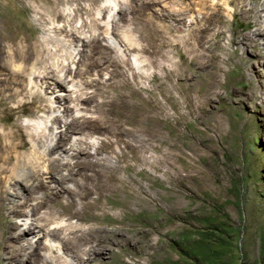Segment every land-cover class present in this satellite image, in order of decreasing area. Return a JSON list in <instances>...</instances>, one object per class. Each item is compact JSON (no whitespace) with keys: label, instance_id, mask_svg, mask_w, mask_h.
<instances>
[{"label":"rangeland","instance_id":"1","mask_svg":"<svg viewBox=\"0 0 264 264\" xmlns=\"http://www.w3.org/2000/svg\"><path fill=\"white\" fill-rule=\"evenodd\" d=\"M199 2L125 0L108 30L119 60L101 40L102 0H0V242L30 226L18 214L37 199L31 227L63 220L73 264H264V0ZM51 31L73 39L63 68L83 85L82 114H53L67 157L7 185L32 150L26 121L48 110L30 80L51 64ZM72 123L95 149L71 150ZM18 240L19 264H40L38 237Z\"/></svg>","mask_w":264,"mask_h":264},{"label":"bare ground","instance_id":"2","mask_svg":"<svg viewBox=\"0 0 264 264\" xmlns=\"http://www.w3.org/2000/svg\"><path fill=\"white\" fill-rule=\"evenodd\" d=\"M124 1L125 0H102V6L99 7V10H97V15H104L106 19L103 22V27L106 32H104V34L102 35L101 40L104 41L108 49L114 51L121 58H119V60H124L125 53H123V51L121 50L122 46L120 44V41L110 35L108 30L110 29L111 22L114 19L115 13L119 12L121 7L120 4H123ZM208 2L209 0H200L199 4L203 7V9H212L217 6L216 2L215 5H213V3H211V5H207ZM195 3H193V5H195ZM230 3V1H227L226 5L229 6ZM123 9L124 11L126 10L124 7H122L121 10ZM183 11L184 9H174V14L179 16L183 14ZM213 14L217 19L218 17L220 18V15L217 12ZM79 28H81V26ZM79 30L81 29H74L75 35L78 34L81 37L83 36L84 38L80 39V37L78 36V43L81 42V40L87 42V33L84 30V32ZM261 32L262 29H259L258 35H260ZM50 33V35H47L45 37V45L50 46V48L48 47L47 50L50 56L49 60L51 64L48 65V67L44 66L42 68H37L34 65L32 70H34L35 76L30 80L31 89L34 92L41 94L44 99L46 98L48 110L46 113H43V115H40L36 119H29L26 121L25 128L29 132L32 150L28 153H22V156H26V161L19 162V159L17 158L18 160H16L14 168L11 170L12 174H10V176H14L16 180L8 176L6 181L7 185L11 184L12 182L13 184L16 183V181H19L21 177L30 176L33 169H36L37 178H42L49 172V167L47 164V160H45V157H58V154H60V152H64V149L60 147L53 148L54 146H52V141L57 137V135L55 134V126L58 124L57 118L53 116L54 113L59 112L63 108L62 112L67 116L68 113L73 114L75 117H78V115L82 114L80 106L83 104L79 102L80 100H77L78 97L75 94H81L80 90L83 88V85L77 82L78 80H74L75 78L72 77L70 73H67V71L63 68L66 60H71L73 58V54L75 52V49L73 48V39H67L64 38V36L59 37L57 34L52 33V31ZM132 60L134 62V65L139 66L136 56L133 55ZM17 69L19 68L17 67ZM51 86L54 89H51ZM55 92L61 93V97H59V95L54 98L53 94ZM73 95H75L76 98H73ZM70 114L69 117L71 116ZM78 127L79 126H77V124L72 123L69 124L67 128V132L69 133L68 142L70 144L71 150L73 148L78 149L79 145H85L92 149H95L98 139L89 134L83 135L79 132ZM59 139H61V136H59ZM66 153L68 152H64V154ZM60 156L62 155L60 154ZM62 157H67V154ZM38 160H42V163L40 164ZM25 162L31 163V166H29V164ZM40 203L41 202H38L37 199H34L32 204L26 206V210L22 214H18L19 217H23L21 219V221H23L24 223L23 225H27L28 222L31 223L29 224L30 226L27 229L23 230L17 236H14L11 233L13 226H6L3 233V240L0 242V248L3 251H6L7 255L9 256L8 263L19 264L23 249L18 240V237L24 235V237L28 236V238L38 237L36 250H33L32 252L33 256H35L36 260L38 259L37 261H39L40 264H73L68 255H65L64 251H62V246L59 242L60 240H58V232L61 228H64L63 223L65 222L63 220L55 219L51 223V225H54V227L49 229L44 228L42 224H40L39 226L35 225V228H39L38 232L34 230L35 228L33 229L31 227L32 225H34L32 218L36 214L37 205H39ZM42 214L44 215L45 213ZM5 235H7L6 238ZM8 241L12 242L11 245H8L10 246L9 250L6 244ZM94 251L95 246H92L89 252L94 253ZM87 255L90 254L87 252ZM35 259L33 260L34 262Z\"/></svg>","mask_w":264,"mask_h":264}]
</instances>
